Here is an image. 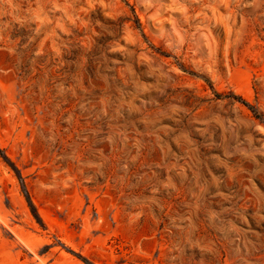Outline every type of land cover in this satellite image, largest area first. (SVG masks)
Segmentation results:
<instances>
[{"label": "rangeland", "instance_id": "rangeland-1", "mask_svg": "<svg viewBox=\"0 0 264 264\" xmlns=\"http://www.w3.org/2000/svg\"><path fill=\"white\" fill-rule=\"evenodd\" d=\"M0 264H264V0H0Z\"/></svg>", "mask_w": 264, "mask_h": 264}]
</instances>
